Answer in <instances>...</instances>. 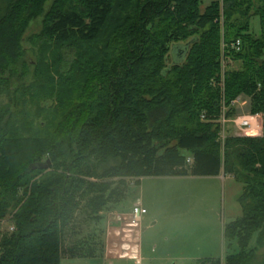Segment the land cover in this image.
I'll return each mask as SVG.
<instances>
[{"label":"trees","instance_id":"16d2710c","mask_svg":"<svg viewBox=\"0 0 264 264\" xmlns=\"http://www.w3.org/2000/svg\"><path fill=\"white\" fill-rule=\"evenodd\" d=\"M1 1L0 223L16 212L13 232L0 235V264H60L79 200L96 193L88 200L93 215L122 201L86 179L138 186L219 177L232 172V158L246 180L242 216L223 230L239 253L225 262L253 264L250 240L264 243V137L219 136L224 110L230 119L239 96L251 99L250 114L264 111V6L249 17L244 0H217L203 12L200 0H55L42 36L57 54L46 61L40 43L30 66L19 38L45 0ZM251 17L259 19L257 39ZM75 250L71 260L94 258Z\"/></svg>","mask_w":264,"mask_h":264},{"label":"rangeland","instance_id":"374dc122","mask_svg":"<svg viewBox=\"0 0 264 264\" xmlns=\"http://www.w3.org/2000/svg\"><path fill=\"white\" fill-rule=\"evenodd\" d=\"M215 1L217 0H200V10L204 11ZM54 2L55 0H45L37 16L26 21L27 26L20 35L24 59L30 66H35L40 58V43H43L47 52L44 57L46 61H50L51 52L57 54L56 43L42 36L45 17ZM244 3L245 7H250L249 17L264 6V0H244ZM4 11L5 5L0 0V14ZM249 21L251 36L257 39L261 34L259 19L251 17ZM180 60L176 51H172L171 63L177 64ZM226 65L231 70L239 68V64L231 60L226 61ZM54 71L49 72V75L58 83V76ZM45 74L49 76L47 72ZM30 81L31 78L27 79L25 85H29ZM73 85L75 84L70 86ZM235 103L233 116L226 119L225 139L246 138L243 131L234 127L233 121L251 113V99L241 95ZM260 115L263 132L253 138L264 137V111ZM231 160L232 172H222L219 178H147L142 179L138 186L137 180L130 178L86 179L96 186L106 185L105 197L111 191L121 193L122 201L118 204L110 202L98 214L93 215L88 211V200L97 196L96 193L89 191V196L79 200L72 226L65 231L61 241L60 264H213L212 261L216 260L220 264H226V259L238 254L239 249L236 241L223 238V230L242 216L238 200L246 180L238 160ZM19 195L22 197L23 191ZM135 208H139L142 214L138 215ZM15 212H10L0 223V235L11 233L10 221ZM138 235L139 262L131 259L135 256ZM74 249L78 255L94 258L71 260L70 258L75 257L72 256L75 255ZM252 249H256L253 264H263L264 243H259L257 235L250 240L247 250Z\"/></svg>","mask_w":264,"mask_h":264},{"label":"built area","instance_id":"2783aa9c","mask_svg":"<svg viewBox=\"0 0 264 264\" xmlns=\"http://www.w3.org/2000/svg\"><path fill=\"white\" fill-rule=\"evenodd\" d=\"M232 48L236 49L238 51L240 48V42L237 41L232 46ZM235 104L236 103L234 102L233 105H235ZM225 113H226V111L224 110L223 117L220 121V124L222 127V134L220 133L219 140L223 141V142L225 140V136H224L225 135V125L227 123ZM233 125H234V127H236V129L243 131L245 133L246 137H256V136H259V134H261L263 132L262 116L260 114H248L246 116L239 117L235 121H233ZM188 164H191V160H188ZM135 212L138 215L142 214V211L139 208H135ZM9 232H13L12 227L9 228ZM134 260L138 261L137 258H134Z\"/></svg>","mask_w":264,"mask_h":264},{"label":"crops","instance_id":"0c3cea01","mask_svg":"<svg viewBox=\"0 0 264 264\" xmlns=\"http://www.w3.org/2000/svg\"><path fill=\"white\" fill-rule=\"evenodd\" d=\"M203 12V11H202ZM219 177H221V175L219 176ZM218 177V178H219ZM139 237H140V235H138V239H137V245L135 246L136 247V252H135V256H133V257H131V259L132 260H134V258H137L138 259V262L140 261V252H139ZM130 248H131V246H129Z\"/></svg>","mask_w":264,"mask_h":264},{"label":"water","instance_id":"95a60500","mask_svg":"<svg viewBox=\"0 0 264 264\" xmlns=\"http://www.w3.org/2000/svg\"><path fill=\"white\" fill-rule=\"evenodd\" d=\"M50 163L49 162H47L46 164H44L43 166H41V169L42 170H47V169H49L50 168Z\"/></svg>","mask_w":264,"mask_h":264},{"label":"bare ground","instance_id":"6f19581e","mask_svg":"<svg viewBox=\"0 0 264 264\" xmlns=\"http://www.w3.org/2000/svg\"><path fill=\"white\" fill-rule=\"evenodd\" d=\"M133 226V225H132Z\"/></svg>","mask_w":264,"mask_h":264}]
</instances>
